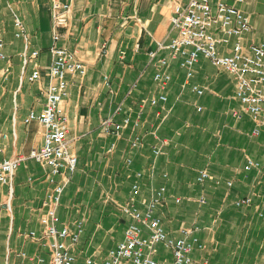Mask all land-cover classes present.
Wrapping results in <instances>:
<instances>
[{"label":"crops","instance_id":"obj_1","mask_svg":"<svg viewBox=\"0 0 264 264\" xmlns=\"http://www.w3.org/2000/svg\"><path fill=\"white\" fill-rule=\"evenodd\" d=\"M58 1L70 4V16L67 26L59 30L57 45L74 52L86 68L82 77L68 76V95L62 102L78 167L70 175L57 210L64 222L76 218L84 221L78 255L101 258L108 236L115 233L110 231L108 218L115 206L129 201L131 184L139 172L136 205L143 209L141 202L163 186L164 198L156 212L170 237L181 236L184 228L193 229L191 235L204 244L203 250L192 252L194 260L264 264V126L252 135L257 126L235 98L232 76L200 57L189 79L179 61L172 60L165 69L170 74L165 88L153 80L157 67L148 52L156 48V42L168 40L172 0ZM51 2L0 0V30L9 60L0 61V134L7 135L1 140L0 159L27 155L30 148L42 144L43 128L23 120L29 111L42 109L51 81ZM237 6L250 21V31L243 35L244 45L261 42L264 0H244ZM14 16L21 20L25 37H15ZM33 50L39 51L38 56L23 66L22 54ZM163 56H167L166 51L157 55ZM5 67L9 72L2 76ZM35 68L40 79L30 82L28 77ZM192 86L203 93L196 94ZM162 92L166 101L150 105L149 100ZM117 107L121 109L114 115L117 122L125 116L131 119L119 137L99 129L100 121L113 115ZM139 110L140 126L132 129ZM135 134L141 135L142 141L131 149ZM111 144L115 147L108 152ZM153 147L159 148V155L153 154ZM128 158L131 161L127 165ZM88 160L89 170L83 166ZM249 160L258 167L245 171ZM90 169L102 176L100 183L95 186L85 176L88 183L81 191L80 177ZM201 170L211 179L198 183ZM44 173L43 166L26 159L16 171L11 188L0 185V264H31L19 255L21 252L27 257L40 255L47 264L46 248L27 236L30 231L41 232L39 217L47 188ZM106 175L111 179L108 185ZM106 189L113 190L112 196L108 197ZM102 195L109 204L99 202L97 210L93 203ZM244 197L250 199L249 205L235 206ZM76 204L81 207L76 209ZM121 217L124 224L120 226L126 228L130 219L123 214ZM115 226L120 231L119 224ZM96 247L100 253L96 254ZM158 248L157 258L163 264H173L171 252L163 246ZM90 249L95 251L86 254Z\"/></svg>","mask_w":264,"mask_h":264},{"label":"built area","instance_id":"obj_2","mask_svg":"<svg viewBox=\"0 0 264 264\" xmlns=\"http://www.w3.org/2000/svg\"><path fill=\"white\" fill-rule=\"evenodd\" d=\"M244 0H187L181 3L172 0V15L170 17V34L167 41L156 42V48L148 52L150 60H155L156 71L153 80L163 90L170 80V74L165 71L170 61L178 60L179 67L185 70L189 79L192 70L200 57L207 59L214 67L220 68L232 76L234 80V96L240 102L244 112L254 121L256 128L252 135H257L259 126H264V39L261 42L244 45L243 35L250 31L249 18L238 8ZM70 16V4L52 0L50 17L52 21V45L49 48L51 64L48 74L50 83L45 89V101L39 112L29 111L24 118V124L37 122L43 128L42 144L29 149L27 155L18 153L13 157L0 159V185L12 186L13 177L26 159H32L45 169L43 176L47 184L45 196L41 203L42 213L39 217L40 234L30 231L27 236L40 242L47 250V264H163L159 256L158 246L171 252L173 264H208L207 260L196 261L192 257L195 250H203L204 244L194 237L191 230L182 229L181 236L170 237L164 230L156 208L164 196L163 186L156 189L149 201L144 202V210L135 203L139 191L138 180L141 173H135L136 179L131 184V198L119 206L123 216L130 223L123 231L122 239L110 248L105 257L84 255L79 258L74 250L78 247L84 233L83 219L76 218L72 222H64L58 215V208L70 175L78 167V158L72 152L71 140L68 137L67 117L62 108V102L68 95V76H84L86 68L78 60L74 52L57 45L60 39V29L67 26ZM15 37H25L21 20L14 16ZM231 39L233 41L231 42ZM166 51L167 56L157 57L159 52ZM39 51L33 50L28 55L22 54L25 66L30 59L38 56ZM0 61L9 62L4 52L3 33L0 30ZM9 68L1 69V75L6 76ZM40 79V71L35 68L28 81ZM192 90L201 95L203 90L192 86ZM165 93H159L149 100L150 105L166 101ZM117 107L113 115L103 118L99 129L104 134L121 136L123 130L131 124L130 116H125L120 122L114 115L120 112ZM142 111L139 110L132 123V129L140 126ZM155 136V133L152 132ZM6 134H0V154L3 151L1 140ZM142 136L135 134L130 141V148H137ZM111 144L108 152L114 149ZM154 155H159L157 147L152 148ZM130 159H126L128 165ZM258 164L249 160L244 166L245 171ZM210 178L205 170L198 172L196 181L203 183ZM31 180V179H29ZM249 198L236 202L237 206L247 205ZM31 264H44L40 255L26 256Z\"/></svg>","mask_w":264,"mask_h":264},{"label":"rangeland","instance_id":"obj_3","mask_svg":"<svg viewBox=\"0 0 264 264\" xmlns=\"http://www.w3.org/2000/svg\"><path fill=\"white\" fill-rule=\"evenodd\" d=\"M13 85V84H12ZM11 86V85H10ZM236 114V116H238V114L237 113H235ZM91 161H93L92 162V164L94 165V167H95V162H94V160H92V159H90V162ZM88 162H89V160H88ZM87 162V164L84 162V167H86V168H88V170H89V166H91L90 165V162L88 163ZM206 171V170H205ZM207 172V171H206ZM87 174L86 175H83L82 177H80L81 178V186L82 187H79L80 189H81V191L84 189V187H83V185L85 186L86 185V183H88L87 181H86V179H85V176H88V178L90 177V179H91V181H92V183H94L95 184V186H96V184H98L97 182H99L98 180H99V178L100 177H102V176H100V175H98V173L97 172H95V170H92V169H90V171H87L86 172ZM208 173V172H207ZM209 174V173H208ZM75 175H77V173L75 174ZM209 176H210V178H208L207 180H210L211 179V175L209 174ZM106 178H107V180H106V184L108 185L109 184V181L111 180L110 179V177L108 176V175H106ZM79 180V176H78V178H77V181ZM207 180H205V181H207ZM69 181H70V179H69ZM69 183V182H68ZM100 183V182H99ZM139 183V182H138ZM229 185H230V183H228ZM77 186H78V183H77ZM161 187V186H160ZM86 188V187H85ZM106 191H107V195H108V197H110V196H112V193H113V190L112 191H108L107 189H106ZM105 191V192H106ZM104 192V193H105ZM154 193V192H153ZM73 190H72V188L70 189V191H69V197L70 198H72V196H73ZM164 194H165V192H164ZM153 195V194H152ZM100 196V195H99ZM105 197H106V195H102V197L101 198H99L98 199V203L97 202H94L93 203V206H97V207H95V209H99L100 207L98 206V204H99V202L100 203H103V204H109V203H105V201H104V199H105ZM152 197V196H151ZM163 198H164V196H163ZM244 198H246V197H244ZM244 198H241V199H244ZM151 199V198H150ZM150 199H148V200H145V201H142L141 203H142V205L144 206V202H146V201H149ZM241 199H239V200H241ZM163 200V199H162ZM161 200V201H162ZM239 200H237V201H239ZM236 201V202H237ZM200 202H205V200L202 198L201 200H200ZM236 202H235V206H237L236 205ZM76 205H78V206H76L77 208L76 209H78V207H81V206H79V204H76ZM159 205V204H158ZM247 205H249V204H247ZM115 206V205H114ZM121 206V205H120ZM241 206H246V205H240V206H237V207H241ZM99 207V208H98ZM158 207V206H157ZM144 208H145V206H144ZM144 208L142 209V210H144ZM156 210H157V208H156ZM83 212V211H82ZM107 213H108V211H107ZM109 213H112L111 211H109ZM156 214H157V212H156ZM78 215L80 216V213H78ZM158 215V214H157ZM122 216V214H121V211H120V209H119V206H115L114 207V211H113V214H111V217H109L108 219H109V221L108 222H112L111 224H110V226H109V228L111 227V229H110V231L111 232H115L114 233V235L113 236H108L109 237V239H108V241H107V243H106V248H104V249H102V251L103 252H101V254L99 255V257H101V258H103V257H105V255H106V253H107V251L110 249V248H113L114 246H115V244L117 243V241H119L120 239H122V231L125 229V226H120V225H122V224H124V221H123V218L121 217ZM112 217H113V219H112ZM115 224H119V230L120 231H116V226H115ZM184 229H188V228H184ZM188 230H191V232H193V229H188ZM194 237H196V236H194ZM199 240V239H198ZM161 246V245H160ZM159 246V247H160ZM79 250H80V247H77L75 250H74V253L75 254H79ZM93 251H95V250H93V249H90V250H88V252L86 253V254H91ZM158 251H159V248H158ZM97 253H100V250L96 247V254ZM79 256V258L82 256H80V255H78ZM172 258V257H171ZM201 260H204V259H201ZM201 260H196V261H201ZM206 260V259H205ZM161 261V260H160ZM172 263H173V259H172ZM207 263H208V261H207ZM78 264H81V263H78Z\"/></svg>","mask_w":264,"mask_h":264}]
</instances>
